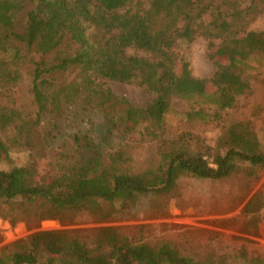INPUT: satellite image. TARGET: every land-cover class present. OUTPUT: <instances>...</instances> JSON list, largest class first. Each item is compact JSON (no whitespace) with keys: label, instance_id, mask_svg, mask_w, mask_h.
<instances>
[{"label":"trees","instance_id":"1","mask_svg":"<svg viewBox=\"0 0 264 264\" xmlns=\"http://www.w3.org/2000/svg\"><path fill=\"white\" fill-rule=\"evenodd\" d=\"M147 1L143 7V0H0V53L19 58L24 50L30 55L31 92L37 108L31 120L0 105L1 128L19 118L16 128L28 132L45 114L55 117L72 111L79 95L82 109L86 103L108 117L114 115L107 126L112 120L127 131L140 125L153 137L174 96L208 93L217 97L219 109L231 107L232 95L246 87L242 67L247 60L258 56L264 62V30H247L250 20L263 10L262 0ZM196 36L208 40L209 57L217 64L210 92L204 79L191 74L187 62L179 73L175 71L173 47ZM127 47L148 54L129 55ZM75 69L77 79L57 84L56 75ZM3 78L0 75V88ZM99 79L134 82L154 96L145 106L136 107L99 85ZM224 137L226 148L211 155V162L206 154L172 142L161 152L157 167L126 172L104 165L99 153L81 145L84 137L75 136L70 153L63 151L68 173L52 177L43 186L33 181L35 162L0 170V200L8 205L17 201L21 219L63 221L82 213L102 214L103 201L120 200L127 206L138 195L168 192L185 174L220 180L245 163L250 172L264 171V150L250 128L231 124ZM7 156L8 146L0 136V161ZM224 259L210 255L206 261H195L169 243L137 242L115 227L38 231L0 250V264H225ZM248 261L264 264L261 256Z\"/></svg>","mask_w":264,"mask_h":264},{"label":"rangeland","instance_id":"2","mask_svg":"<svg viewBox=\"0 0 264 264\" xmlns=\"http://www.w3.org/2000/svg\"><path fill=\"white\" fill-rule=\"evenodd\" d=\"M259 5L263 10L250 20L247 30H264V0ZM147 6L148 1L143 0V7ZM126 52L137 56L148 54L135 47H127ZM173 53L176 73L187 62L191 74L204 79L210 92L209 81L217 64L209 57L208 40L204 36L179 40ZM242 70L246 87L232 95L231 107L219 109L217 97L208 93L187 98L174 96L155 137L140 125L127 131L112 120L107 126L109 117L114 115L109 113L108 117L102 109L92 110L86 103L82 109L79 107L82 95L71 106L72 111L55 117L45 114L28 132H19L15 125L21 122L17 118L15 124L5 129L0 126V136L8 146V156L0 161V170L35 162L37 175L33 181L47 186L52 177L68 173L63 151L70 153L75 136L84 137L81 145L87 151L99 153L104 165L126 172L157 167L161 152L172 142L189 152L206 154L211 162V155L226 148L225 132L234 123L250 128L264 150V62L253 56ZM78 72L75 69L56 75L57 84L77 79ZM0 75L5 80L0 88V105L18 110L22 119L34 120L37 108L31 92L30 55L24 50L19 58L11 52L0 53ZM97 83L136 107L145 106L154 96L134 82L99 79ZM195 111L199 115H187ZM247 167L246 163L241 164L238 172L220 180L185 174L168 192L138 195L127 206L120 200L103 201L102 214L82 213L71 220L35 223L21 219L17 201L8 205L0 200V250L38 231L115 227L137 242L169 243L195 261H206L213 255L224 256L225 264H249L251 257L264 258V171L258 168L250 172Z\"/></svg>","mask_w":264,"mask_h":264}]
</instances>
